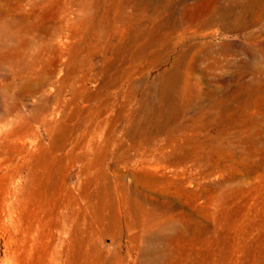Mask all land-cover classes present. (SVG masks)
I'll list each match as a JSON object with an SVG mask.
<instances>
[{"label":"rangeland","instance_id":"obj_1","mask_svg":"<svg viewBox=\"0 0 264 264\" xmlns=\"http://www.w3.org/2000/svg\"><path fill=\"white\" fill-rule=\"evenodd\" d=\"M243 1L235 17V0H0V264L8 234L49 233L56 264H264V178L203 151L214 128L180 99L236 89L263 55L264 3ZM197 42L223 65L182 91ZM126 200L166 224L144 230Z\"/></svg>","mask_w":264,"mask_h":264},{"label":"bare ground","instance_id":"obj_2","mask_svg":"<svg viewBox=\"0 0 264 264\" xmlns=\"http://www.w3.org/2000/svg\"><path fill=\"white\" fill-rule=\"evenodd\" d=\"M245 1L249 4L248 10H254L255 7L259 8L260 5L264 3V0H245ZM235 2L237 8H244L242 10H238L236 8L237 10L236 11L231 8L232 6L230 7L231 8L230 12H233L234 16L237 17L236 15H239L240 13L245 11V7H244L245 5L243 4L244 3L243 0H235ZM223 12L226 13V11H218L215 13L214 16L219 17L223 15ZM209 21L210 20L208 18L204 19L203 22L204 29L207 28L208 26L207 23ZM260 35L261 36L259 37H261L262 40H260V42L255 41L254 43L259 42L258 43L260 45L259 48L261 49L263 55L261 56V58H259L260 60L253 59L254 61L250 64H246V66L238 65L240 67L236 73L237 76L236 81L239 83V86L236 89L227 92L225 89L226 87L229 86L228 80L223 81L220 78L215 77L214 79L218 83L217 89L210 90L209 92H207V96L203 98H180V99L182 101H185L186 108L189 107V104L193 103L194 101L197 103L198 111L194 114V117L192 118L194 122H199L203 128H207V127L214 128L213 134H205V135L202 134L201 138L198 137L196 140L197 143H200V147L202 148L203 151L214 152L218 156V158L220 159L226 158V160L230 161L231 164L236 163L242 168V173L247 178H253L255 180L263 181L264 178V43L262 42H264V32L261 33ZM257 37L258 36L251 35L249 37V40L254 41L255 40L254 38ZM194 47L196 48H193L191 52L189 51L190 53L188 55V61H187L188 70L185 72V75L183 73L185 80L183 83L182 91L184 90L187 91V89H190L193 86L194 88L198 89V92L200 93L201 87H199L200 85L199 82L200 79L203 81V77L197 76L198 79H196L194 77V72L192 71L195 70V68L196 70H201L203 64L206 65L207 66L206 68L208 69L219 68L223 65L222 64L223 61L215 56V52L212 49H210L211 47L205 49V47H208L205 46V42H197ZM182 51L184 52L183 48ZM228 63L229 62H226V65H228ZM205 72L207 71L205 70ZM247 74H250V77L246 80L244 79V77ZM192 77L195 79L194 81L192 80ZM153 99H154V104L160 106L162 105V103L165 102V100L167 99L172 100L175 98H153ZM230 169L235 170L233 165L232 166L227 165V170ZM104 175L107 176V172ZM105 176L104 178H106ZM230 180L234 182H240V184L238 185H241V179H239V177L237 178L236 176H232L230 177ZM111 185H113V183ZM216 188L220 190L221 194L223 195V193H226L227 190H229V184H225V183L221 185L217 184ZM234 188L240 189L239 186ZM113 189H115V191L117 189L115 183L113 185ZM105 191H106V187L104 186V192ZM115 195H117L118 198V193L116 194L115 192ZM111 196L112 195H110V197ZM102 199L103 198H101V200ZM128 199L129 198H127V200ZM127 200L126 203L128 205V208L131 209V212L132 211L140 212V210L141 212H143L142 204H140L139 201L135 200V202L132 203ZM117 203H118V199H117ZM113 205L115 206V204ZM120 205L121 202H119V213H121ZM122 205H124L123 201H122ZM170 209L172 210V208ZM141 212H140V216L142 218L140 224L144 230H153V228L155 227L157 228L163 227L164 224H166V218L164 217V215L161 214V211L157 209V207L145 210V216L144 215L142 216ZM125 213L127 214V211H125ZM101 219L102 218H100V220ZM169 220L170 219H168L167 221ZM48 237H50V239L48 240L49 242L47 246H45V249H41L36 244L29 242H23V243L21 242L19 244L17 243L13 244L12 242L15 241H12L11 236L8 234L5 242L7 253L5 254L4 258L1 260L2 264H56L52 234L49 233ZM47 249H48V253L46 252ZM42 256L44 257L42 258Z\"/></svg>","mask_w":264,"mask_h":264}]
</instances>
